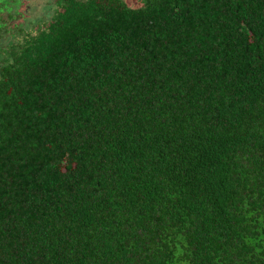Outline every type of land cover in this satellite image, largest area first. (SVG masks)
<instances>
[{
  "label": "trees",
  "instance_id": "1",
  "mask_svg": "<svg viewBox=\"0 0 264 264\" xmlns=\"http://www.w3.org/2000/svg\"><path fill=\"white\" fill-rule=\"evenodd\" d=\"M2 1L0 264H264V0Z\"/></svg>",
  "mask_w": 264,
  "mask_h": 264
},
{
  "label": "rangeland",
  "instance_id": "2",
  "mask_svg": "<svg viewBox=\"0 0 264 264\" xmlns=\"http://www.w3.org/2000/svg\"><path fill=\"white\" fill-rule=\"evenodd\" d=\"M46 1L47 0H17V2H12V4L9 5L10 0H3L2 3H4L5 6L3 5V7L5 8L2 10L4 15L7 16L15 9L14 11L19 12L21 16L17 18L19 27L24 29L33 28V23L44 13H42L41 10L45 11L49 9ZM126 2L134 7H138L142 4L140 0H126ZM10 6H12V9ZM24 34L25 32L17 34V41L19 38H22Z\"/></svg>",
  "mask_w": 264,
  "mask_h": 264
}]
</instances>
